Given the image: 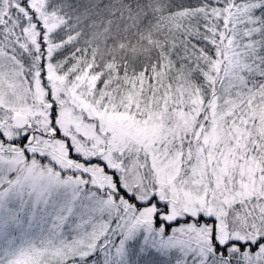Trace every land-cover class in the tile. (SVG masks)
I'll return each mask as SVG.
<instances>
[{
    "label": "snow or ice",
    "instance_id": "1",
    "mask_svg": "<svg viewBox=\"0 0 264 264\" xmlns=\"http://www.w3.org/2000/svg\"><path fill=\"white\" fill-rule=\"evenodd\" d=\"M0 264H264V0H0Z\"/></svg>",
    "mask_w": 264,
    "mask_h": 264
}]
</instances>
